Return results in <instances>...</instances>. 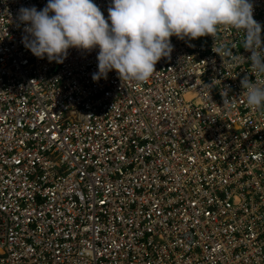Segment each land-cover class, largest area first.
I'll return each instance as SVG.
<instances>
[{
	"label": "built area",
	"instance_id": "obj_1",
	"mask_svg": "<svg viewBox=\"0 0 264 264\" xmlns=\"http://www.w3.org/2000/svg\"><path fill=\"white\" fill-rule=\"evenodd\" d=\"M46 2L0 0V264H264V108L241 87L264 74L243 31L172 36L147 81H93L98 48L58 63L22 43L19 8Z\"/></svg>",
	"mask_w": 264,
	"mask_h": 264
},
{
	"label": "clouds",
	"instance_id": "obj_2",
	"mask_svg": "<svg viewBox=\"0 0 264 264\" xmlns=\"http://www.w3.org/2000/svg\"><path fill=\"white\" fill-rule=\"evenodd\" d=\"M107 13L105 18L94 0H47L39 10L20 7L17 19L26 33L22 43L38 58L59 63L69 48H98L93 81L115 70L123 82H145L161 58H170V37H215L219 28L229 26L244 33L249 71L264 74L262 25L253 18L252 0H111ZM213 51L224 57L231 49ZM241 87L250 108H264V83L245 76ZM226 92L221 91L223 106L229 103Z\"/></svg>",
	"mask_w": 264,
	"mask_h": 264
}]
</instances>
